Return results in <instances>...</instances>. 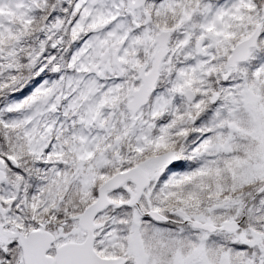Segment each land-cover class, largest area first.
Wrapping results in <instances>:
<instances>
[{"label": "snow or ice", "instance_id": "snow-or-ice-1", "mask_svg": "<svg viewBox=\"0 0 264 264\" xmlns=\"http://www.w3.org/2000/svg\"><path fill=\"white\" fill-rule=\"evenodd\" d=\"M0 264H264V0H0Z\"/></svg>", "mask_w": 264, "mask_h": 264}]
</instances>
